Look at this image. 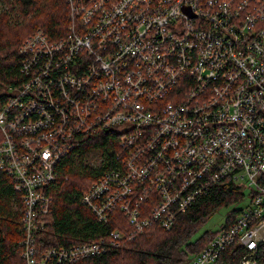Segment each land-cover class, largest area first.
I'll list each match as a JSON object with an SVG mask.
<instances>
[{"label": "built area", "instance_id": "obj_1", "mask_svg": "<svg viewBox=\"0 0 264 264\" xmlns=\"http://www.w3.org/2000/svg\"><path fill=\"white\" fill-rule=\"evenodd\" d=\"M67 2L69 24L63 38L50 40L36 30L21 44L19 53L25 59L20 71L27 83L0 110V170L11 177L20 198L25 263H74L103 253L108 246L100 240L52 248L39 260L33 236L37 213L50 210L52 204L43 190L54 183V164L75 153L68 120L76 122V132L83 129L87 134L99 123L93 115L99 109L106 116L105 126L118 131L125 153L118 155L117 167L102 174L81 196L82 205L99 222H106L117 208L128 219L127 238L155 222L169 230L177 215L202 195L194 191L192 182L205 183L206 190L230 178L252 196L230 226L231 234L224 229L217 232L187 264H215L220 252L236 242L245 250L240 264H264L256 258L264 242V181L260 180L264 178V0ZM116 12L134 20L116 22L111 19ZM78 56L88 59L80 74L76 61L69 68ZM51 74L55 77L44 82L47 86L63 83L58 97L50 96L42 106L50 128L46 129L29 118L34 100L23 98L21 92ZM90 77L87 101L81 104L76 91ZM173 86L185 87L194 100L161 102L163 89ZM67 95L71 107H59ZM198 99L202 122L207 114L214 118L210 129L198 135L193 125L176 128V122L182 125L198 114L194 109ZM13 116L17 120L9 121ZM192 169L194 176L189 174ZM163 172L167 180L155 184ZM140 192L144 201L153 204L149 211L136 200ZM110 238L109 245L117 247L124 234L113 231Z\"/></svg>", "mask_w": 264, "mask_h": 264}, {"label": "trees", "instance_id": "obj_2", "mask_svg": "<svg viewBox=\"0 0 264 264\" xmlns=\"http://www.w3.org/2000/svg\"><path fill=\"white\" fill-rule=\"evenodd\" d=\"M68 24L67 0H0V110L27 81L20 71L25 59L19 53L21 44L36 30L42 31L50 40H59L65 35ZM74 61L78 63L77 74H80L88 59L80 56L72 59L70 70ZM118 134L115 128L78 134L73 142L75 153L54 164V183L43 190L52 198L51 210L37 218L33 230L37 259L41 260L48 249L104 240L108 245L105 252L71 264H187L209 245L217 232L228 228L247 204L228 211L218 230H206L198 235L207 221L221 208L244 198L248 202L252 196L249 191L240 190L230 178H225L209 186L205 194L181 211L169 230L154 224L134 238H127L131 228L119 209L111 212L106 222H99L81 202L83 193L102 174L117 167L118 155L125 154L119 146ZM2 140L0 132V143ZM95 155L97 161L92 163ZM260 180L264 181V178ZM15 206L21 208L19 195L13 190L12 179L0 171V264H26L21 257L24 250L22 213ZM113 231L124 234L117 247L109 245ZM244 254L243 246L236 242L220 252L215 264H240ZM256 258L259 262L264 261V242L259 244ZM46 264L68 263L52 260Z\"/></svg>", "mask_w": 264, "mask_h": 264}, {"label": "bare ground", "instance_id": "obj_3", "mask_svg": "<svg viewBox=\"0 0 264 264\" xmlns=\"http://www.w3.org/2000/svg\"><path fill=\"white\" fill-rule=\"evenodd\" d=\"M122 15H123V13H121V12L113 13L111 15V19L116 21V22H119V21H122V20H126V19H127L128 22L134 20L133 17H128V16L122 18ZM147 29H149V28H147ZM54 77H55V75L51 74V75H48V76H46L44 78H40L39 79V83L37 85L33 86L32 88H29V90L27 89L26 91L21 92V94L23 95V98L30 97V98H32L34 100V103L31 106L33 109H31V110H29L27 112V114L29 115V118H31L34 122H38V123L42 124L43 127H45L46 129H50V128H49L48 125H46L45 117L42 115V113H44L43 112L44 108L42 106L48 104V100H49L50 96L54 95V97H58V93L61 91L62 83H63L62 80L59 81V82L56 81L51 86H47L46 83H44V82H47V81H52L54 79ZM91 79L92 78L90 77L87 80L86 84L82 83V86H84V87L81 90L76 91V99L80 97L79 99H80V103L81 104L83 102L87 101V98L84 96V94H85L86 86H87V84H89ZM143 80L147 81V82H151L152 78L151 77H143ZM26 83H27V81L24 82V84H26ZM188 93L189 92H186L185 87H182V86H179V87L178 86H173L171 88H164L163 89V96L161 98V102H166V103H171V104H177V103H181V102L188 103V102H191V101L194 100V98L188 97V95H187ZM68 97L70 98V96L67 95V99L63 100L59 104V107L65 108V109H69L71 107V99H68ZM201 103H202L201 100L198 99V105L194 108L198 112V114L190 115L188 121L184 122L182 125H181V123H177L176 122V128L185 129V128H187L185 126L193 125V128H194L195 132L198 135H202V134H204V132L206 130H209L210 127H211V124L213 123L214 118L207 114V117H206L205 121L202 122V115L199 114V111L201 109ZM151 112L153 114H158L159 113V111H151ZM16 113H17V111L14 110L12 115H14ZM93 115L97 118L99 123L96 124L92 128V130H90L88 133H94V132H96L99 129H110L109 126H105V124L107 122V119H106L105 114L102 111H100L98 109V110L93 112ZM16 120H17V117H15V116H13L11 119H9V121H11V122H15ZM68 122H69L68 125H69L70 129L73 131V135L74 136H77L78 134L81 135L85 131V130L82 129V130L76 132V122L73 119L68 120ZM262 146H264V142H263ZM249 151L254 153L255 149L249 147ZM170 167H171V164L169 162H166L165 163V168L169 169ZM0 171H2V170H0ZM195 173H196L195 169H192L189 172V174L191 176H194ZM53 175L55 177V174H53ZM183 177L187 178V174L183 173ZM9 178L11 179L10 176H9ZM166 180H167V174L165 172L160 173V174H158V176H157V178L155 180V184L159 185L161 182H164ZM191 184H192V186L194 188V191L195 192H199L200 194H205L209 190V188H207L206 190L204 189L206 187V185L203 182H201L199 185L196 182H192ZM136 200H137L138 203H141L140 204V208L145 210V211H149L152 208V206H153V204L151 203V201L149 199L144 201L143 192H140L138 194V197L136 198ZM144 204H149L150 206L143 208ZM50 210H47L45 212H38L37 213V218L39 219V217L47 215L50 212ZM232 223L230 224V226L232 225ZM154 224H157L158 226H160V224L156 223V222L151 224V225H154ZM230 226L223 230L224 233L227 234V235L231 234L232 228ZM215 237L216 236H214V238ZM112 238H119V236L118 237H112ZM69 248H71V247H69ZM61 262H65V261H61ZM65 263H68V262H65ZM74 263H76V261ZM68 264H71V263H68Z\"/></svg>", "mask_w": 264, "mask_h": 264}, {"label": "rangeland", "instance_id": "obj_4", "mask_svg": "<svg viewBox=\"0 0 264 264\" xmlns=\"http://www.w3.org/2000/svg\"><path fill=\"white\" fill-rule=\"evenodd\" d=\"M96 158H97L96 155L93 156L91 162L93 163L94 161H97ZM246 204H247V198H244L242 201H239V202H237L234 205L221 208L218 212H216L207 221V223L199 230V232L197 234L200 235L201 233H203L206 230H213V231L218 230L220 228V226L224 223V220L226 218V214L228 213V211H230L232 209L243 208ZM15 208H19L20 209V207H18V206H15Z\"/></svg>", "mask_w": 264, "mask_h": 264}]
</instances>
